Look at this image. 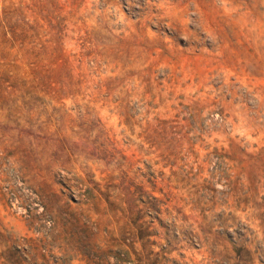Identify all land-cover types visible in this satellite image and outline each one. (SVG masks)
<instances>
[{"label":"rangeland","instance_id":"obj_1","mask_svg":"<svg viewBox=\"0 0 264 264\" xmlns=\"http://www.w3.org/2000/svg\"><path fill=\"white\" fill-rule=\"evenodd\" d=\"M0 264H264V0H0Z\"/></svg>","mask_w":264,"mask_h":264}]
</instances>
